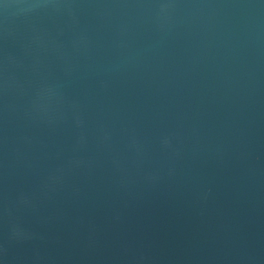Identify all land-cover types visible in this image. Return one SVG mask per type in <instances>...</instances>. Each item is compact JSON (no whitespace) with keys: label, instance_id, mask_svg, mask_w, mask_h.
<instances>
[{"label":"water","instance_id":"1","mask_svg":"<svg viewBox=\"0 0 264 264\" xmlns=\"http://www.w3.org/2000/svg\"><path fill=\"white\" fill-rule=\"evenodd\" d=\"M0 264H264V0H0Z\"/></svg>","mask_w":264,"mask_h":264}]
</instances>
